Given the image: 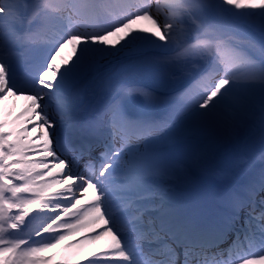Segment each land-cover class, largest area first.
I'll return each mask as SVG.
<instances>
[{
	"label": "snow or ice",
	"instance_id": "snow-or-ice-1",
	"mask_svg": "<svg viewBox=\"0 0 264 264\" xmlns=\"http://www.w3.org/2000/svg\"><path fill=\"white\" fill-rule=\"evenodd\" d=\"M0 264H264V0H0Z\"/></svg>",
	"mask_w": 264,
	"mask_h": 264
},
{
	"label": "bare ground",
	"instance_id": "bare-ground-1",
	"mask_svg": "<svg viewBox=\"0 0 264 264\" xmlns=\"http://www.w3.org/2000/svg\"><path fill=\"white\" fill-rule=\"evenodd\" d=\"M153 2H155V0H153ZM159 2L161 3V5L163 7L164 4H165V0H159ZM141 25L142 26H149V27L151 26L146 21L141 22ZM70 52H71V46H69V48L66 49L65 55L70 54ZM6 103H7V106L9 108H12L13 105H14L15 106V110L16 111H19L26 104V101L23 98H21L19 100L11 99V100L7 101ZM192 180H193V185L194 186H197V184L201 182V180L198 177H193ZM81 235H83V233H81ZM70 239H75V237H72ZM67 243H68V241H65L61 245H58L57 248H55V249L52 250L53 252H55V253L58 254L57 255V259H60L61 258V255L65 254V244H67ZM96 247H99V245H97ZM91 250H95V248H93Z\"/></svg>",
	"mask_w": 264,
	"mask_h": 264
},
{
	"label": "rangeland",
	"instance_id": "rangeland-1",
	"mask_svg": "<svg viewBox=\"0 0 264 264\" xmlns=\"http://www.w3.org/2000/svg\"><path fill=\"white\" fill-rule=\"evenodd\" d=\"M249 147L251 149H259L260 143H259V138L257 137L250 145ZM216 183V178L213 176L209 175L205 180L201 181L200 183L197 184V186H200L201 184L206 185L208 187L214 186Z\"/></svg>",
	"mask_w": 264,
	"mask_h": 264
}]
</instances>
